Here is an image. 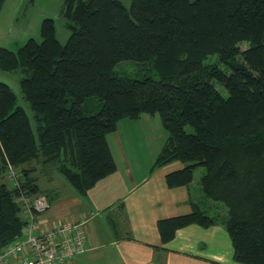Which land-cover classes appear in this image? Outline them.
I'll return each instance as SVG.
<instances>
[{
	"label": "trees",
	"instance_id": "trees-1",
	"mask_svg": "<svg viewBox=\"0 0 264 264\" xmlns=\"http://www.w3.org/2000/svg\"><path fill=\"white\" fill-rule=\"evenodd\" d=\"M62 14L66 43L47 17L41 41L29 38L18 51L0 47L1 69L31 73L20 85L35 113L33 124L10 85L0 83V251L27 223L20 190L46 195L37 165L86 195L117 170L108 134L121 120L158 114L167 137L153 168L181 161L167 183L192 187L193 207L159 220L162 241L192 224H221L235 261L264 264V0H132L130 7L64 0ZM212 54L217 61L206 63ZM122 60L150 62L159 78L120 75ZM92 97L101 107L86 113ZM11 167L21 188L12 186Z\"/></svg>",
	"mask_w": 264,
	"mask_h": 264
},
{
	"label": "crops",
	"instance_id": "crops-1",
	"mask_svg": "<svg viewBox=\"0 0 264 264\" xmlns=\"http://www.w3.org/2000/svg\"><path fill=\"white\" fill-rule=\"evenodd\" d=\"M6 3L7 0L1 14ZM144 115L120 121L117 130L108 134L117 170L86 195H79L72 185H66L55 171L45 172V188L39 177L41 188L51 197L52 207L37 213L38 223L50 229L67 219L88 220L89 247L67 264H242L235 261L231 237L221 224L207 228L192 224L179 229L171 241H162L159 220L190 213L192 187H170L167 183L169 173L184 167L179 160L153 168L166 139L150 150L140 131L141 135L132 132L135 137L121 132L135 131L133 122L138 123ZM142 153L146 155L143 157ZM146 166L148 172H143ZM54 173L58 181L50 176ZM110 217L116 221L117 234L103 235Z\"/></svg>",
	"mask_w": 264,
	"mask_h": 264
},
{
	"label": "rangeland",
	"instance_id": "rangeland-1",
	"mask_svg": "<svg viewBox=\"0 0 264 264\" xmlns=\"http://www.w3.org/2000/svg\"><path fill=\"white\" fill-rule=\"evenodd\" d=\"M126 7H130L132 0H120ZM64 0H7L6 8L2 14H0V47H7L11 50L18 51L21 46H23L29 38H35L38 41L42 40L41 35V26L42 21L51 17L55 19L57 37L62 43H66L69 36L70 30L66 26V20L63 17ZM244 42L243 44H245ZM246 45H243L245 48ZM218 55L212 54L209 55L205 62L217 61ZM224 67V65H222ZM115 71L123 76H128L132 78H145L147 76H152L154 78H159L156 74L152 63H142L136 60H122L118 62L115 66ZM31 73L28 70L19 68L12 71L3 70L0 68V83L5 82L10 85L12 90L17 95V104L23 106L30 117L32 118L33 124H35L34 111L32 110L29 102L25 99L24 93L21 89V78L29 76ZM217 88L224 95H228L227 88L221 84L216 83ZM86 113L96 112L101 107V101L98 98L92 97L88 98L87 103L85 104ZM94 107V109H93ZM146 116L148 120H146ZM122 121V120H121ZM129 121V119L127 120ZM123 123V122H122ZM136 128L135 131H125L121 130L123 134L130 137H135L132 132L137 135L143 133L145 139L149 142L150 150L154 148V144H159L160 141H164L167 137V131L163 127L160 116L145 114L139 122H133ZM159 125V126H158ZM186 129L189 132L194 130L192 125H187ZM141 133H140V132ZM149 150L147 147L144 148V151ZM143 157L146 153H142ZM147 163L144 162V166ZM41 165L38 166V177H40L43 188L48 180V175L42 170ZM143 172H148V166H146ZM203 168H198L195 173V181L193 190L197 187L198 181L202 175ZM55 174V175H54ZM50 176L57 180V174L54 173ZM7 177V176H6ZM62 181L69 187H71L68 180L62 178ZM66 189V187H65ZM64 190V188H63ZM196 199H198L196 197ZM110 217L109 223L106 221V226L102 234L115 235L117 234L118 227L116 221ZM109 220V219H108ZM111 222V223H110ZM110 225V226H109ZM106 231V233H104Z\"/></svg>",
	"mask_w": 264,
	"mask_h": 264
},
{
	"label": "built area",
	"instance_id": "built-area-1",
	"mask_svg": "<svg viewBox=\"0 0 264 264\" xmlns=\"http://www.w3.org/2000/svg\"><path fill=\"white\" fill-rule=\"evenodd\" d=\"M8 175L13 187L21 188L20 174L10 168ZM22 215L27 223L22 237L0 251V264H67L89 247L87 219H67L55 227H42L37 213L51 209L52 203L45 194L30 195L23 190L17 195Z\"/></svg>",
	"mask_w": 264,
	"mask_h": 264
}]
</instances>
